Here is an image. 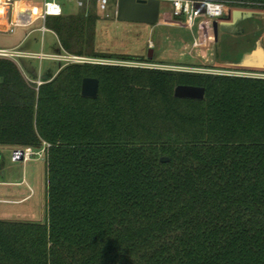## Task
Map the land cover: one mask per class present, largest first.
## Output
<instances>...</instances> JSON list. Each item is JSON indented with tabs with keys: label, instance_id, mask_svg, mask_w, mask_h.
Wrapping results in <instances>:
<instances>
[{
	"label": "trees",
	"instance_id": "trees-1",
	"mask_svg": "<svg viewBox=\"0 0 264 264\" xmlns=\"http://www.w3.org/2000/svg\"><path fill=\"white\" fill-rule=\"evenodd\" d=\"M91 5L46 20L60 49L148 63L96 51ZM41 82L0 59V146L50 145L45 221H0V264H264V79L72 64Z\"/></svg>",
	"mask_w": 264,
	"mask_h": 264
},
{
	"label": "rangeland",
	"instance_id": "rangeland-1",
	"mask_svg": "<svg viewBox=\"0 0 264 264\" xmlns=\"http://www.w3.org/2000/svg\"><path fill=\"white\" fill-rule=\"evenodd\" d=\"M17 1L13 0V7L16 8L19 5L30 10L34 21L31 27L18 29V33L26 34L33 29L41 28L42 23L36 21V18L41 13L43 0H20V4ZM93 1L92 11L96 15L94 46L98 53L147 59L146 55L150 43L153 44L150 49L154 48V57L151 54V61L148 63L155 65L160 63L159 56L161 53L158 52L157 55V51L162 45L157 42V37L158 33L166 31L165 29H154L151 25L119 21L110 1L107 10L104 12L99 11L95 0ZM55 2L61 7L63 16L74 15L81 10L76 7L73 0H55ZM83 2L85 3L84 9L92 6V0H84ZM224 8V15H228L232 9H236V7L227 6ZM176 32L187 40H191L187 30L180 29ZM15 40L16 38L11 36L0 37V49L9 47L14 44ZM252 47L254 48V46ZM20 51L50 56L61 55L62 53L56 38L48 30L43 33H31L20 47ZM180 53V50H174L171 54L174 60L167 58L161 60L162 64L167 66L193 64L189 57L181 58L182 54ZM213 58L215 59V56ZM16 66L24 77L35 81L40 78V75H53L58 71L61 64L50 60L18 59ZM12 151L13 149L9 147L0 146V221L44 223L46 216L45 164L40 162L37 157H31L25 163L13 162L11 160Z\"/></svg>",
	"mask_w": 264,
	"mask_h": 264
},
{
	"label": "built area",
	"instance_id": "built-area-1",
	"mask_svg": "<svg viewBox=\"0 0 264 264\" xmlns=\"http://www.w3.org/2000/svg\"><path fill=\"white\" fill-rule=\"evenodd\" d=\"M78 9H83L85 7L84 0H73ZM113 3L116 14V6L118 0H95L96 7L99 11H106L110 2ZM147 1V0H143ZM160 2H166L171 8V17L176 20H183L185 27L193 33L199 34L200 24L202 22H212L220 19L225 11L224 5L218 2L203 1V0H159ZM20 4V1H18ZM201 8V12L197 9ZM0 37L11 36L14 34L15 30L19 28H28L34 21L32 20V15L30 10H26L19 5L15 8L13 7V0H0ZM62 16L61 7L55 2V0L46 1L43 0L41 6V13L36 18V21L42 23L41 28L38 32H45V22L49 18H56ZM207 30L210 31L211 36L208 41L214 43L213 32L211 25L207 26ZM201 43V42H200ZM199 43V44H200ZM152 48V44L148 45ZM0 59L7 60L16 65L18 59H27L35 61L50 60L61 64V68L72 64H92V65H102V66H118L124 68H139L147 70H162V71H173V72H185V73H199V74H209V75H219V76H229V77H241V78H254V79H264V75L247 74L241 72L233 71H221L214 69H195L190 67L181 66H164L155 65L151 63H140L132 61L123 60H101V59H88L84 57H77L66 54L62 51L61 55H44L30 54V53H20L16 50L0 49ZM25 80L35 86V90L42 84L40 78L37 80H31L24 77ZM50 145L43 143L39 150H33L31 148H24L20 150H15L12 152L11 160L13 162H28L31 157H37L40 162L46 164L48 150Z\"/></svg>",
	"mask_w": 264,
	"mask_h": 264
},
{
	"label": "water",
	"instance_id": "water-1",
	"mask_svg": "<svg viewBox=\"0 0 264 264\" xmlns=\"http://www.w3.org/2000/svg\"><path fill=\"white\" fill-rule=\"evenodd\" d=\"M201 12V8H197ZM160 11L159 0H118L116 17L119 21L155 26ZM257 17V18H256ZM215 44V63L217 65L239 69H264V18L255 12L235 11L231 22L211 24ZM254 46V48L252 47ZM152 50L147 52V61H151ZM98 81L84 79L80 94L84 98L97 96ZM203 88L177 86L173 96L176 99L202 100ZM167 162L162 159L161 163Z\"/></svg>",
	"mask_w": 264,
	"mask_h": 264
},
{
	"label": "crops",
	"instance_id": "crops-1",
	"mask_svg": "<svg viewBox=\"0 0 264 264\" xmlns=\"http://www.w3.org/2000/svg\"><path fill=\"white\" fill-rule=\"evenodd\" d=\"M111 6H113L112 2H111ZM235 11H239L242 13L255 12L258 17L262 15L264 18L263 10H257V9H251V8H236V9L230 10L228 15H224L223 13V16L220 19H217L216 21L218 23L231 22ZM208 25H211V24L209 22H202L200 24L199 34L197 35L196 32L191 33L185 27L183 20H176L171 17L170 5L166 2H160L158 23L157 25L153 26V28L154 29H165L166 31H163V32L160 31L158 33L157 42H160L162 47H160V49L157 51V55L161 53V55L159 56L160 63L157 65H164L162 64L161 60H164L167 58L169 60H174V57H171L172 52H174V50H180L181 52L180 54H182V56L180 55L181 58H184L185 56H187L191 59V62L193 64L191 65L173 64L171 66L190 67V68H195V69H214V70H221V71H233V72H241V73H247V74L264 75V69H261V70L244 69V68L239 69V68H230V67L217 65L215 63V59L213 58L215 56V44L216 43L208 41L212 34L210 33V31L207 30ZM19 29H25V28H19ZM180 29L187 30L190 34L191 40H187L186 38L180 36L176 32V30H180ZM33 32H38V29H33L27 32L26 34H23V33L21 34L20 32L18 33V29L15 30L14 34L11 35L12 38L14 39L16 38V40L14 41V44H11L9 47H5L2 49L16 50L17 52H20V53H30L27 51H20V47L23 45L26 38ZM53 36L55 37L54 34ZM165 42L167 45L165 44ZM57 44H58V41H57ZM58 47H59L60 52H62L59 44H58ZM153 49H152V54L154 57ZM30 54H34V53H30ZM166 54H167V57H165ZM164 66H167V65H164ZM60 69H61V66L58 69V71ZM58 71L54 73L53 75H46V74L40 75V80L42 81V79L45 77L53 78L58 73Z\"/></svg>",
	"mask_w": 264,
	"mask_h": 264
},
{
	"label": "bare ground",
	"instance_id": "bare-ground-1",
	"mask_svg": "<svg viewBox=\"0 0 264 264\" xmlns=\"http://www.w3.org/2000/svg\"><path fill=\"white\" fill-rule=\"evenodd\" d=\"M1 13V12H0Z\"/></svg>",
	"mask_w": 264,
	"mask_h": 264
}]
</instances>
